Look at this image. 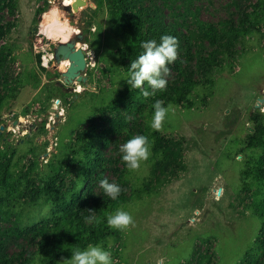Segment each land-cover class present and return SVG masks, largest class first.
<instances>
[{
	"label": "rangeland",
	"instance_id": "374dc122",
	"mask_svg": "<svg viewBox=\"0 0 264 264\" xmlns=\"http://www.w3.org/2000/svg\"><path fill=\"white\" fill-rule=\"evenodd\" d=\"M259 1L129 0L126 11L141 18L144 42L174 36L178 58L168 65L165 91L145 98L143 91L152 92L145 83L113 109L107 106L128 85L130 62L144 49L125 53L103 0H86L74 23L60 0H0V161L9 160L22 182L18 200L0 214V242L15 264L34 256V232L53 213L36 192L50 174L58 193L77 192L70 212L80 202L94 215L98 205L123 200L118 209L129 211L135 226L114 230L101 244L113 264H264V214L253 213L255 187L241 176L249 158L264 159L258 149L243 148L250 114L264 113V19L246 22ZM52 7L81 35L84 80L63 81L68 62L53 57L58 39L40 32ZM209 28L221 37L209 36ZM156 100L172 111L155 131L158 149L130 171L120 146L154 131ZM88 132L96 135L98 157L81 181L75 152ZM105 178L122 189L115 200L100 187Z\"/></svg>",
	"mask_w": 264,
	"mask_h": 264
},
{
	"label": "trees",
	"instance_id": "16d2710c",
	"mask_svg": "<svg viewBox=\"0 0 264 264\" xmlns=\"http://www.w3.org/2000/svg\"><path fill=\"white\" fill-rule=\"evenodd\" d=\"M103 1L107 7L110 31L120 39L128 56L139 55L143 49L141 43L144 42L146 36L143 32L141 18L138 14L127 13L126 7L129 4V0ZM257 6L256 10L246 14V22L251 27L264 19V2L259 1ZM90 24L91 21L87 20V27ZM161 28L157 24L155 31ZM164 30L171 33L166 28ZM238 33L243 34L246 31L238 30ZM208 35L215 40L221 37V35L214 34L212 29L208 30ZM189 85L192 88L194 87L192 84ZM136 91V89H130L129 85H125L124 89L118 92V95L107 107L116 109L124 102L133 99L136 96ZM177 94L186 97L187 93L184 94L182 91H177ZM1 98L0 96V102ZM186 103H188L189 107L192 105L190 101ZM250 121V132L244 140L243 148L258 149L264 153V113L259 109L254 110L250 114ZM143 134L154 141L152 150H157L160 138L156 136V132L151 131ZM86 135L89 137V141H86L85 136H80L81 143L79 144V149L75 152L78 157V177L81 181L91 173L98 157L93 147L96 135L93 132H88ZM241 176L244 185L248 184L250 180L252 186L255 187V201L252 211L256 216L262 217L264 214V159L260 157L249 158L246 161L245 168L241 171ZM21 191L22 182L15 175L14 166L9 160L0 161V214L9 208L10 203L18 200ZM36 192L45 196L53 204V213L34 232L35 236L39 237L34 256L16 264H32L36 259L39 264H60L62 260L70 258L71 251L77 247L83 249L89 244H103L105 239L114 234L115 229H111L107 225V217L110 214H114L122 205V199L106 201L98 205L95 208L96 212L94 215H92L90 210L84 211L80 202L75 210L70 212L69 206L77 201V192L58 193L54 176L51 174ZM0 264H15L12 258L4 252L1 242Z\"/></svg>",
	"mask_w": 264,
	"mask_h": 264
},
{
	"label": "clouds",
	"instance_id": "9594fccd",
	"mask_svg": "<svg viewBox=\"0 0 264 264\" xmlns=\"http://www.w3.org/2000/svg\"><path fill=\"white\" fill-rule=\"evenodd\" d=\"M179 41L171 35H162L160 42L150 40L141 43L143 53L130 62L128 78L125 80L133 89H143L145 83L152 92L143 91L147 98L157 91H165L169 73L168 65L178 58ZM153 114L150 120V128L161 131L165 120L172 111L171 105L165 106L161 100H156L152 105ZM154 141L144 134H136L120 146L121 160L130 171L141 168L152 154ZM100 187L104 193L115 200L121 193V187L115 182L110 183L107 178L100 181ZM107 225L111 229L125 231L135 226L133 215L122 208L107 217ZM67 264H113L112 254L101 244H89L81 249L77 247L71 251L70 258L65 260Z\"/></svg>",
	"mask_w": 264,
	"mask_h": 264
},
{
	"label": "water",
	"instance_id": "95a60500",
	"mask_svg": "<svg viewBox=\"0 0 264 264\" xmlns=\"http://www.w3.org/2000/svg\"><path fill=\"white\" fill-rule=\"evenodd\" d=\"M86 0H73L71 4H64L63 10L68 12V19L71 21V17L78 10L81 5H85ZM75 35V36H74ZM67 40L58 39L57 46L53 51V57L56 62L61 60H67L68 65L66 69L61 72L63 81L65 83L74 82V80H84L82 71L86 67V51L84 48L76 46V37H81L80 34H74Z\"/></svg>",
	"mask_w": 264,
	"mask_h": 264
},
{
	"label": "bare ground",
	"instance_id": "6f19581e",
	"mask_svg": "<svg viewBox=\"0 0 264 264\" xmlns=\"http://www.w3.org/2000/svg\"><path fill=\"white\" fill-rule=\"evenodd\" d=\"M60 15V12L55 7L46 12L41 23V32L50 39H62L64 41L73 34L75 29H72L74 27H69L68 23L61 19ZM66 62L68 61H63V64H66Z\"/></svg>",
	"mask_w": 264,
	"mask_h": 264
},
{
	"label": "flooded vegetation",
	"instance_id": "af4514ba",
	"mask_svg": "<svg viewBox=\"0 0 264 264\" xmlns=\"http://www.w3.org/2000/svg\"><path fill=\"white\" fill-rule=\"evenodd\" d=\"M64 2H65V3H64ZM72 2H73V0H60V4H61V6H63L64 4H71ZM55 8H56V7H55ZM50 10H51V9H50ZM50 10H49V11H50ZM45 13H46V12H45ZM45 13H44V14H45ZM67 14H68V12H67ZM68 15H69V14H68ZM74 15H75V13H74ZM74 15H73V16H74ZM73 16H72V17H73ZM72 17H71V18H72ZM63 20H64V19H63ZM64 21L66 22V20H64ZM40 32H41V31H40ZM41 33H42V32H41ZM74 33H75V34H78V32L76 33V30H74V32H73L72 35H74ZM42 34H43V33H42ZM43 35H44V34H43ZM72 35H71V36H72ZM44 36H45V35H44ZM71 36H70V37H71ZM70 37H69V38H70ZM47 38H48V37H47ZM49 39H50V38H49ZM57 42H58V41H56V42L54 43L53 51L55 50V48H56V46H57Z\"/></svg>",
	"mask_w": 264,
	"mask_h": 264
}]
</instances>
